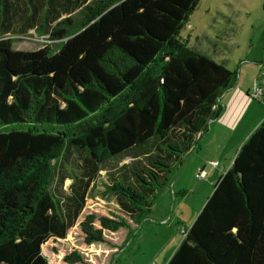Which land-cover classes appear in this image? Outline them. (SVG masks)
Instances as JSON below:
<instances>
[{
  "label": "trees",
  "instance_id": "1",
  "mask_svg": "<svg viewBox=\"0 0 264 264\" xmlns=\"http://www.w3.org/2000/svg\"><path fill=\"white\" fill-rule=\"evenodd\" d=\"M44 2L25 0L23 30L57 43L25 51L4 36L18 7L0 0V264H49L41 246L66 237L104 165L129 157L104 184L125 216L79 222L87 245L120 228L126 242L238 79L180 36L200 0ZM165 264H264V118Z\"/></svg>",
  "mask_w": 264,
  "mask_h": 264
},
{
  "label": "rangeland",
  "instance_id": "2",
  "mask_svg": "<svg viewBox=\"0 0 264 264\" xmlns=\"http://www.w3.org/2000/svg\"><path fill=\"white\" fill-rule=\"evenodd\" d=\"M10 1L12 5L16 4L18 10L13 13L11 31L4 36L14 39L13 49L29 51L45 45H56L57 42L48 36H39L34 28L23 30L21 16L29 12L25 0ZM39 4L44 7V0H39ZM180 36L188 41L190 47L223 63L230 70H237L238 77L243 76V70L255 71L253 79L256 78L257 83L261 84L264 94V0H200ZM254 101L259 103L261 100ZM221 114L222 111L219 116ZM249 118L254 120L250 113L247 114V121ZM223 125L228 127L227 123ZM220 129L222 131L216 125L211 129L209 124L208 131L199 140L198 148L190 151L169 185L154 199L148 218L140 226H133L134 233L126 242L127 230L120 228L116 232L104 231L106 243L87 245L79 226L87 214L124 215L115 197L104 193V184L108 182V173L116 171L120 164L128 163L130 158L106 163L91 183L84 207L74 226L68 229L66 237L50 238L41 246L49 264H67L63 256L74 250L80 251L92 264H165L179 244L183 231L189 228L210 195L220 174L253 130L235 149V142L240 137L229 138V132ZM212 158L218 163L217 166L211 163ZM71 159L79 160L75 156ZM196 165L206 172L204 178L195 176L198 170ZM213 168H216V172L211 182L208 175ZM69 183L70 180L66 179L64 189ZM94 225L99 227L98 221Z\"/></svg>",
  "mask_w": 264,
  "mask_h": 264
},
{
  "label": "crops",
  "instance_id": "3",
  "mask_svg": "<svg viewBox=\"0 0 264 264\" xmlns=\"http://www.w3.org/2000/svg\"><path fill=\"white\" fill-rule=\"evenodd\" d=\"M262 74H264V72ZM247 75H248V79H247ZM253 75H255V71H253L252 69H249L248 72L243 70V76L240 75L237 79L236 84L232 88L226 90L220 98V103L222 105V114L218 116L215 120L214 119L211 120L212 122L210 121L209 123L211 124V129L215 128V125H216V128H219V130L221 131L222 129H220V127L223 128V130H227L229 132V136L227 137L229 138L232 136H236V135L237 137H240L239 140L235 142V145H234L235 149H237L241 141H243V138L246 135H248V133L253 129V127H255V125L261 119L264 118L263 117L264 116L263 88L261 84L259 85L257 83L256 78L253 79ZM255 87H259L262 89V97L259 103H256L254 101V98L251 96ZM247 96H250V97H247ZM249 113L251 114L252 118L254 117L253 118L254 120L249 118L247 121V114ZM220 122L227 123L228 127L226 125H223V123H220ZM212 124H214L213 127H212ZM242 131L244 132L241 135L240 132ZM233 158L234 157H232L231 160L228 162L224 171L230 166ZM210 161L212 163V162H215L216 160L212 158L210 159ZM199 166L200 165H196L195 166L196 169H198ZM200 169H203V168H200ZM198 170L195 172V176ZM215 172H216V168H213L211 169L208 175V180H210L211 182L213 181Z\"/></svg>",
  "mask_w": 264,
  "mask_h": 264
},
{
  "label": "built area",
  "instance_id": "4",
  "mask_svg": "<svg viewBox=\"0 0 264 264\" xmlns=\"http://www.w3.org/2000/svg\"><path fill=\"white\" fill-rule=\"evenodd\" d=\"M251 96L254 99H261V97H262V89L259 88V87H255L253 93L251 94ZM212 164L214 166L218 165V163L216 161L212 162ZM196 176H197V178H200V179L204 178L206 176V172L203 169H200V170H198Z\"/></svg>",
  "mask_w": 264,
  "mask_h": 264
}]
</instances>
